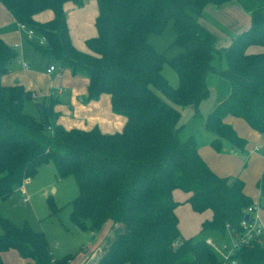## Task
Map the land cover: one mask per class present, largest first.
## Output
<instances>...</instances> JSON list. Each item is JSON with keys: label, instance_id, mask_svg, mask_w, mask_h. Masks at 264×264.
<instances>
[{"label": "trees", "instance_id": "obj_1", "mask_svg": "<svg viewBox=\"0 0 264 264\" xmlns=\"http://www.w3.org/2000/svg\"><path fill=\"white\" fill-rule=\"evenodd\" d=\"M69 1L82 0H0L18 23L45 37L44 44H30L47 63L86 75L87 100L110 95L113 110L126 117V124L114 134L98 128L67 130L56 123L57 100L50 98L36 120L23 109L32 92L19 84H0V200L52 164L59 177L76 181L73 222L95 234L107 223L115 228L96 264H264V234L243 243L229 260L201 237L207 231L223 238L242 236L241 223L254 202L239 177H220L208 167L195 136L181 138L183 111L199 115L213 74L222 81L221 96L204 123L215 149L221 151L223 141L244 148L245 141L224 123L230 116L264 135V52L249 50L264 47V0H97V36L86 41L89 52L72 44L64 10ZM230 2L251 15V26L218 48L216 35L201 18L208 5ZM48 9L54 18L36 22L35 15ZM170 22L177 35L174 45L181 49L171 59L149 41ZM217 55L224 57L225 68L215 66ZM16 57L0 38V77ZM166 65L178 76L176 87L163 74ZM258 185L264 192V175ZM177 189L190 193L186 202L196 213H212L190 238L179 229ZM49 205L55 207L51 198ZM0 226V254L15 250L26 264H70L79 254L55 258L44 233L27 222L18 227L0 216Z\"/></svg>", "mask_w": 264, "mask_h": 264}, {"label": "crops", "instance_id": "obj_2", "mask_svg": "<svg viewBox=\"0 0 264 264\" xmlns=\"http://www.w3.org/2000/svg\"><path fill=\"white\" fill-rule=\"evenodd\" d=\"M95 1L97 3V0ZM64 10L67 14L69 35L73 46L80 51L89 52L86 41L97 36L96 15L98 16L99 14V8L98 13L94 11L89 15L84 9L79 8L76 2L69 1L64 4ZM224 14H235V16L232 17L231 20H226L225 18L223 20ZM86 15H88V21L85 20L87 17ZM53 18L54 12L50 9L42 11L34 17L35 21L39 23L48 22ZM250 21L251 15L235 2L227 3L221 7L208 5L201 18V22L216 35L217 47L219 46L217 41L219 39L222 40L225 33L230 34V39L227 43V46H229L234 36L250 28ZM226 27L230 28L231 31L226 29ZM218 28L222 29L220 36L218 35ZM23 35L24 30L19 27L18 22L0 2V38L17 52V57L9 65V72L0 77L1 85H22L25 90L32 92V100L39 102L38 106L39 104H48L50 98L57 100L58 104L55 107V111L59 113L57 122L67 130H92L94 128H98L104 134L122 132L127 121L126 117L122 114L115 113L112 107L111 96L108 94L101 95L98 100L88 101L87 89L89 81L83 78V76L73 75L69 70H63L58 63H56L57 65L53 64L55 62L49 64L43 58V61L46 63L47 74L38 73L36 71H33V74H29L28 70L30 69V66L24 61L22 55L23 51L21 50V38ZM14 61L23 66L25 70L23 69L19 71L17 69H11V64ZM51 65L55 67V70L49 73L48 68ZM54 73H56V76L52 77L51 75ZM38 74L50 78L51 82L48 88H45L44 90L40 88L37 90V88L26 86L25 82ZM64 85L71 86L74 98L71 104H66L59 99L62 91H59L58 94L52 91L54 88L58 86L64 87ZM208 86L210 89V96L207 100H204L201 103L199 115L196 116L193 110L187 109L183 111L181 124L183 125V129L188 130V134L195 137L197 136V133L199 134V140L196 137L199 144V154L215 174L220 177L238 176L244 182V192L250 196L254 201V204L259 207L257 222L259 225L264 226V209H261L260 206L264 192L260 190L258 185L260 179L264 175L262 165V160L264 161V142L261 139L262 133L253 129L242 118L232 116L227 117L224 120V123L231 126L237 135L245 141L244 148L233 149L228 142L223 141V149L221 151H217L211 144L214 139V135L206 130L204 121L207 115L215 108L221 96L222 81L218 74H213L208 78ZM76 97H80L78 102L81 104L75 100ZM72 104L74 106H68ZM257 145H260L261 147V151L258 153L254 151V147ZM31 181L32 179L30 182ZM256 187H258V189ZM173 197L178 204L175 209V213L178 218V211H184L185 209H187L186 211L189 216L191 215L192 217H196L194 215H198V217L194 218L195 224L192 225L191 229L187 233L183 230V226L181 228V219L179 218V229L181 234L184 238H190L196 235L200 232L203 221L212 217L211 211H206L200 214L196 213L189 203L188 205L185 204V206H181L190 197V193H185L177 189L173 192ZM189 223L190 221L188 220L185 225L188 226ZM114 232L115 228L110 223H107L98 234L90 232L91 238L87 237L89 240H87V245H93L97 248L95 251L93 250V255L86 264L97 263L114 239ZM230 237L235 239L232 235H230ZM10 251H6L4 253L5 255L6 253H9V255L15 257L17 259V264H26L28 262L22 257L18 259L15 252ZM94 257L97 258L94 260ZM79 261L80 260L76 259L73 261V264H79Z\"/></svg>", "mask_w": 264, "mask_h": 264}, {"label": "rangeland", "instance_id": "obj_3", "mask_svg": "<svg viewBox=\"0 0 264 264\" xmlns=\"http://www.w3.org/2000/svg\"><path fill=\"white\" fill-rule=\"evenodd\" d=\"M77 5L79 8L84 9L89 15L94 11L98 13V7L95 0H82L80 3H77ZM86 16L87 17L85 20L88 21V15ZM234 16L235 14H224L223 20L224 18L226 20H231ZM224 25L227 26L226 24ZM218 29V35L220 36L222 29ZM226 29L230 30V28L227 27ZM24 35L21 38V50L23 51L22 55L24 61L30 66L28 73L33 74V71H36L38 73L47 74L46 63L43 61L41 55L36 52V49L30 44V42L40 43L42 36L35 33L33 38L29 39L27 30H24ZM229 35V33H225L222 37L223 39H219L217 41L219 45L218 47L224 48L228 45L227 43L230 39ZM176 37L177 35L173 28V22H170L162 34H151L149 36V41L159 51L165 52L166 56L171 59L181 50L178 46L174 45ZM249 50L251 53H259L264 52V47H252ZM53 64L57 65L56 63ZM214 64L219 69L225 68L226 62L224 57L217 55ZM11 69H17L20 71L23 70L24 67L14 61L11 64ZM163 74L172 86L176 87L178 85V76L170 66H165ZM51 76H56V73L52 74ZM79 76H83V78L89 81V78L86 75ZM50 82V78L38 74L28 79L25 83L26 86L37 88V90L40 88L44 90L50 86ZM52 91H54L56 94H58L59 91H62L59 99L66 104H71L74 99L70 85H64V87L58 86ZM80 97H76L75 100L78 102ZM38 103L39 102L36 100H27L25 101L23 107L24 112L33 116L36 120L40 118ZM78 103L81 104L80 102ZM68 106L72 107L74 105L72 104ZM188 133L189 132L187 129H183L181 138L183 140L186 139L190 135ZM196 137L199 140L198 133ZM262 165L264 170L263 160ZM256 188L258 189V187ZM77 195L78 187L74 177L69 176L66 178H61L57 175L54 165H45L40 169L38 175L26 185L25 190H22L18 186L15 188V191L12 195L6 199L0 200V216L9 219L14 225L18 227H22L24 223L27 222L34 231L44 233L51 244L52 253L55 258L62 259L69 254L75 255L79 253L76 257L77 260H80L78 263L86 264L87 261H89V259L92 257L93 250L95 251L97 247L93 245H87L89 241L87 237L91 238L90 232L87 230H82L73 222L71 218V202L77 197ZM25 198H28L29 201L26 202L24 200ZM49 198L54 201L55 207H51L49 205ZM185 204L188 205V203L185 202L181 206H185ZM260 206L261 209H264V196L261 199ZM186 210L187 209L184 211H178L179 218L181 219L180 225L181 228L182 226L184 227L183 230L185 233H187L191 229L192 225L195 224L194 218L198 217V215H194L196 217H192L191 215L189 216ZM188 220L190 223L187 226L185 224ZM1 232L2 230L0 226V233ZM198 234L199 232L196 235ZM201 237L204 238L212 247H214L217 255L222 259L224 258L222 246L225 244L228 248H230L235 242V239H232L229 233H227L223 238V236L216 231L204 232ZM10 252H15L16 257L20 259V256L16 251ZM96 258L94 257V260ZM0 260H2L4 263L17 264V259L12 255H9V253H6V255L5 253L0 254ZM70 264H73V262Z\"/></svg>", "mask_w": 264, "mask_h": 264}, {"label": "built area", "instance_id": "obj_4", "mask_svg": "<svg viewBox=\"0 0 264 264\" xmlns=\"http://www.w3.org/2000/svg\"><path fill=\"white\" fill-rule=\"evenodd\" d=\"M19 27L23 30H27V35L29 39L33 38V35L35 34V31L31 28H28L24 24L18 23ZM46 41L45 37L42 36V39L40 40V44H44ZM55 70L54 66H50L48 68V72L51 73ZM50 131H52V128H49ZM262 141L264 142V135L262 134ZM255 152H260L261 147L260 146H255L254 147ZM30 182V179L24 180V182L19 186L22 190L26 189V185ZM26 202L29 201L28 198L24 199ZM258 205H252L248 208L247 213L249 215V220H243L241 225L243 228V233L242 236L235 235V242L232 244L230 248H228L225 244L222 246V250L224 252V258L225 260H229L230 256L240 248V246L243 243H247L250 240H255L257 238H260L264 234V226L259 225L257 222L258 219ZM209 244V243H208ZM227 264H237L235 260H229Z\"/></svg>", "mask_w": 264, "mask_h": 264}, {"label": "water", "instance_id": "obj_5", "mask_svg": "<svg viewBox=\"0 0 264 264\" xmlns=\"http://www.w3.org/2000/svg\"><path fill=\"white\" fill-rule=\"evenodd\" d=\"M42 109H43V104H40V105H39V110L42 111ZM245 220H246V221L249 220V215H246V216H245Z\"/></svg>", "mask_w": 264, "mask_h": 264}]
</instances>
